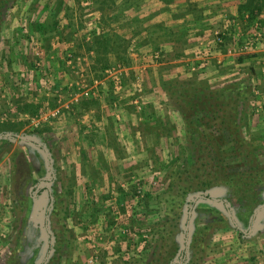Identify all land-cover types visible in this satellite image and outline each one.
<instances>
[{
  "label": "rangeland",
  "instance_id": "1",
  "mask_svg": "<svg viewBox=\"0 0 264 264\" xmlns=\"http://www.w3.org/2000/svg\"><path fill=\"white\" fill-rule=\"evenodd\" d=\"M82 1L0 0V264H264L263 62L235 61L230 76L218 61L229 45L232 57L264 46L241 51L243 24L221 0L224 22L192 13L189 41L159 27L141 60L127 53L136 35L110 56L85 40ZM222 86L248 95L238 135L202 97ZM190 97L205 105L188 115Z\"/></svg>",
  "mask_w": 264,
  "mask_h": 264
},
{
  "label": "crops",
  "instance_id": "2",
  "mask_svg": "<svg viewBox=\"0 0 264 264\" xmlns=\"http://www.w3.org/2000/svg\"><path fill=\"white\" fill-rule=\"evenodd\" d=\"M96 1L97 0H93V4L91 0L82 1L84 5L89 7L85 11V17L90 21V23L86 24H89L90 26L87 27L85 40H87V42H99L103 47L102 50L110 56L118 52L115 44H117L120 40L126 38L128 39L136 35V39L134 38L132 40L135 41V45L132 46L131 44V47L127 49V53L132 52L131 54L134 58L141 60L145 54L142 52V47H147V42H149L147 34L148 36L152 35L154 38H158L159 40L162 39L161 35L153 33V31L158 30L159 27L167 28V36H165V39L168 37L170 39L172 37L171 31H173V28L176 27L182 35H185V39L187 38L189 41L188 37H190L189 27L191 14L194 12L196 13V16L193 19L199 20L203 19V13L205 17L203 20L205 22L204 26L213 24L215 20L222 23L224 22V20H221L223 15L217 14L216 16V12L213 9V7L215 8L221 0H138L135 5H131L132 2L127 0H101L94 6V2ZM241 1L242 0H229L231 5L230 15L237 16L238 6ZM71 2H73V0H71ZM130 5L134 6L135 12L139 11V14L135 17V19L134 15H132V8L129 9L131 11L128 10V6ZM76 6L78 5L76 4ZM115 13L117 16H115ZM211 13H214V16H210ZM112 15L114 16L112 17ZM132 29H134V31ZM136 29L137 31H135ZM79 36L80 35L75 32L73 39L79 41L80 43H84V40L80 39ZM161 44L164 43H158V45ZM91 45L94 44L90 43L89 46L91 47ZM165 45H168V43L166 42ZM227 49L229 50V57H223L225 55H220L218 59L219 61L221 57L223 58V65L219 66V70H222L226 63H234L236 66L233 69V72L230 71V76H235L238 74L237 64L235 62L236 58L234 56L232 57V55L236 52V49L235 46L230 45L227 46ZM156 50L157 49H154V51ZM86 53L87 57H94V49L88 50ZM257 60H259V62H263V64H259V67L264 68V56H259ZM233 262L235 263L229 264H252L251 262Z\"/></svg>",
  "mask_w": 264,
  "mask_h": 264
},
{
  "label": "trees",
  "instance_id": "3",
  "mask_svg": "<svg viewBox=\"0 0 264 264\" xmlns=\"http://www.w3.org/2000/svg\"><path fill=\"white\" fill-rule=\"evenodd\" d=\"M237 16L238 17H236L235 21L243 24V29H244L243 35H246V34H248V32H250V28H252V26L255 24V22H257L261 28H264V0H246L244 3L239 5ZM235 33L234 32L232 33V31L229 29V30L225 31L223 35L222 34L219 35L220 37H218L217 40L215 41L218 48L220 47V48L224 49L223 53H226V49L224 47L227 43L226 41L228 40V37L232 38V36H233V38H235V36H236ZM242 39H243V37H241L240 42H242ZM240 42L238 45L241 47ZM235 58H236L235 59L236 62L241 64V63H244V61L246 59L257 60L258 56L245 54V55L236 56ZM113 84H114V81L113 82L111 81L110 85L113 86ZM231 92L232 91L229 88H227L226 86H222L220 89L214 90L213 92L210 91L209 93H202V97H203L204 102L206 104H208V107L215 108V110H216L214 112L215 113V123L218 124L219 130L221 132L227 131L229 133V135H231V134L238 135L239 131L241 129L242 123L244 122V119L242 118L241 115H242V109L244 108V103H245L248 95L244 94L241 91V88H239L237 90L236 94H234V95L228 94ZM190 98H191V100L189 102H186L188 104L185 103L187 105V108H188L187 110L190 113L188 114L187 110L186 111L182 110L183 116H185L186 114L191 115V114L195 113L196 110L198 109L199 103H201L203 101V100H201L202 98L199 99L198 97H190ZM211 101H215V102L211 103ZM205 103H201V104L204 106ZM82 108H85V107H82ZM194 115H192V116H194ZM193 128L196 130L191 132V134H193V135L197 134L198 138H200L201 140L202 139L205 140V139L210 138V135L205 134V132H201L196 127H193ZM212 139H213V137L211 139H209V141L203 140V142L201 141L200 145H202L203 147H206V148H210V144L212 142L211 141ZM239 147L241 148L243 146L240 145ZM250 148H252V147L251 146L249 148L244 147L243 149L248 150V153L250 152V154L253 156V150ZM251 155H249V156H251ZM250 163L254 164V160H252V157H251ZM206 164H208V163L205 162V166H206ZM213 165H214V163H213ZM221 166H222V163H220V162H217L214 165V168L218 169V179L221 182L222 178H224L225 183H223V184H225V185L227 184L229 186L230 184H228V182L230 183V179H228L226 176H223V174H222L223 171H222ZM204 168L205 167H203V169ZM219 169H220V171H219ZM212 176H213V174H211L210 177H212ZM220 178H221V180H220ZM213 179H216V176H214V178H212V180ZM210 184H211V179H207V181L205 183L202 182V184L200 186L207 187ZM188 193H191V190L189 188H187L183 191V195H186ZM193 236H196L195 233ZM191 239H192V234H191ZM191 243H192V241H190V245H191Z\"/></svg>",
  "mask_w": 264,
  "mask_h": 264
},
{
  "label": "built area",
  "instance_id": "4",
  "mask_svg": "<svg viewBox=\"0 0 264 264\" xmlns=\"http://www.w3.org/2000/svg\"><path fill=\"white\" fill-rule=\"evenodd\" d=\"M242 37L243 39L240 47L242 52H248L250 50H253L254 47L258 45L264 46V29L261 28L257 22H255L252 28H250V32H248V34L246 35H242ZM117 78H114L115 85L120 84V79ZM86 95H88V93H86Z\"/></svg>",
  "mask_w": 264,
  "mask_h": 264
}]
</instances>
